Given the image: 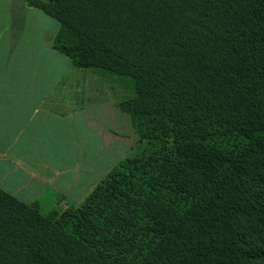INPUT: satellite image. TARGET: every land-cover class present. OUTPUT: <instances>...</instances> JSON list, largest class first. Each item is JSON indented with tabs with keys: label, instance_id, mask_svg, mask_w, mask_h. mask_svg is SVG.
<instances>
[{
	"label": "trees",
	"instance_id": "trees-1",
	"mask_svg": "<svg viewBox=\"0 0 264 264\" xmlns=\"http://www.w3.org/2000/svg\"><path fill=\"white\" fill-rule=\"evenodd\" d=\"M26 1L141 147L52 221L0 188V264H264V0Z\"/></svg>",
	"mask_w": 264,
	"mask_h": 264
},
{
	"label": "crops",
	"instance_id": "crops-1",
	"mask_svg": "<svg viewBox=\"0 0 264 264\" xmlns=\"http://www.w3.org/2000/svg\"><path fill=\"white\" fill-rule=\"evenodd\" d=\"M60 27L26 0H0V188L43 214L48 194L53 212L62 195L84 200L92 191L88 170L82 177L78 166L56 164L68 150L63 136L74 151L81 132L95 135L88 82L73 78L72 61L53 49Z\"/></svg>",
	"mask_w": 264,
	"mask_h": 264
},
{
	"label": "rangeland",
	"instance_id": "rangeland-1",
	"mask_svg": "<svg viewBox=\"0 0 264 264\" xmlns=\"http://www.w3.org/2000/svg\"><path fill=\"white\" fill-rule=\"evenodd\" d=\"M75 70V73H69L73 78L88 82L83 94L90 99V107L94 108L92 119L94 120L93 134L95 135L92 136L90 132L80 131L81 135L78 137L80 145L74 151L69 150L67 144L69 142H66L67 138L63 136V145L68 146L66 148L68 150L61 153V159L56 164H62L63 168L61 170H64V167L76 168L78 166L82 177L84 176L82 174L88 170L87 180L90 182L89 186H92V191L84 200L71 199V197L62 195L53 212H50L48 208L54 202V194H48L47 199H44L41 204L46 208L44 215L49 218L55 214L54 219L65 211L81 207L98 185L113 173L122 161L138 155L141 147L131 116L124 114L119 107L122 102L132 95L130 84L125 82L123 78L112 75H98L92 69L76 68ZM91 78H94L93 81ZM79 107L81 106L79 105ZM70 143L73 145L72 142ZM81 143L83 145L93 144V148L82 146ZM98 144L103 145V150L98 147ZM89 157L92 159L90 160ZM81 180L80 183H83V185H79V193L86 189V183L84 184L82 178Z\"/></svg>",
	"mask_w": 264,
	"mask_h": 264
},
{
	"label": "water",
	"instance_id": "water-1",
	"mask_svg": "<svg viewBox=\"0 0 264 264\" xmlns=\"http://www.w3.org/2000/svg\"><path fill=\"white\" fill-rule=\"evenodd\" d=\"M55 218V214H53L52 216L49 217V220H53Z\"/></svg>",
	"mask_w": 264,
	"mask_h": 264
}]
</instances>
